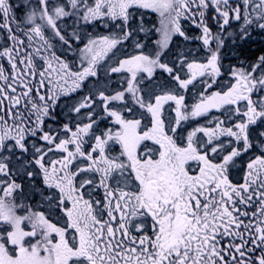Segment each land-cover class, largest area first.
Returning a JSON list of instances; mask_svg holds the SVG:
<instances>
[{
    "label": "snow or ice",
    "instance_id": "1",
    "mask_svg": "<svg viewBox=\"0 0 264 264\" xmlns=\"http://www.w3.org/2000/svg\"><path fill=\"white\" fill-rule=\"evenodd\" d=\"M257 37L264 0H0V264H264Z\"/></svg>",
    "mask_w": 264,
    "mask_h": 264
},
{
    "label": "flooded vegetation",
    "instance_id": "2",
    "mask_svg": "<svg viewBox=\"0 0 264 264\" xmlns=\"http://www.w3.org/2000/svg\"><path fill=\"white\" fill-rule=\"evenodd\" d=\"M18 3L19 0H16ZM146 20L152 24L158 23V18L156 14H149L146 17ZM100 31H103L102 29H99ZM261 48H264V38L257 37L254 41L250 42V47H246V53L248 55H255L259 53V50ZM237 63V60L234 56L231 55V51H226V56L224 59V64L227 66L229 64H235Z\"/></svg>",
    "mask_w": 264,
    "mask_h": 264
}]
</instances>
